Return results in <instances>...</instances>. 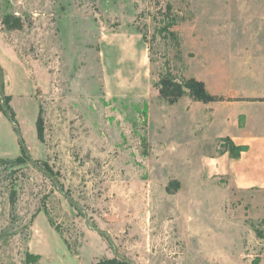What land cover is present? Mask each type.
Wrapping results in <instances>:
<instances>
[{
    "label": "rangeland",
    "instance_id": "374dc122",
    "mask_svg": "<svg viewBox=\"0 0 264 264\" xmlns=\"http://www.w3.org/2000/svg\"><path fill=\"white\" fill-rule=\"evenodd\" d=\"M0 67V264H264V0H0Z\"/></svg>",
    "mask_w": 264,
    "mask_h": 264
},
{
    "label": "trees",
    "instance_id": "16d2710c",
    "mask_svg": "<svg viewBox=\"0 0 264 264\" xmlns=\"http://www.w3.org/2000/svg\"><path fill=\"white\" fill-rule=\"evenodd\" d=\"M3 24L6 26V28L9 31L12 30H21L22 25L21 21L14 17V16H6L4 18ZM174 36V34H172ZM2 81L3 84V75H2V69L0 67V82ZM157 87L160 88V92L163 97L167 99L172 98H181V97H191L195 101L199 102H214L217 100V97L210 95L206 89L205 85L202 82H199L195 79H186L184 77H178L170 72H166L165 75L162 76V78L159 80L157 84H155ZM2 87V85H1ZM6 101V108L1 107L4 112L10 113L11 119L13 120V113L11 111L9 102L10 98L5 97ZM142 117L144 120L147 119V109H144L142 112ZM17 126V125H16ZM142 141L144 144H146V138H142ZM223 141L226 143V151L229 153L230 157L233 159H238L243 152H246L248 148L246 146H238L236 145L230 138H225ZM23 156L19 159L20 161L22 158L29 159L27 150L23 146ZM145 154L144 156H146ZM261 225L264 227V219L261 221ZM256 233L257 230H255ZM261 238V236H259ZM111 264V263H109ZM112 264H130L128 261H119V262H112Z\"/></svg>",
    "mask_w": 264,
    "mask_h": 264
},
{
    "label": "crops",
    "instance_id": "0c3cea01",
    "mask_svg": "<svg viewBox=\"0 0 264 264\" xmlns=\"http://www.w3.org/2000/svg\"><path fill=\"white\" fill-rule=\"evenodd\" d=\"M241 115L239 119L243 123L245 116ZM228 134L231 139H235L236 145L248 148L238 159H233L237 166L233 165L228 170L233 176L232 182L242 188L264 190V135L242 134L233 137L231 133ZM239 139L241 142L237 143ZM221 173L227 171L222 170Z\"/></svg>",
    "mask_w": 264,
    "mask_h": 264
}]
</instances>
